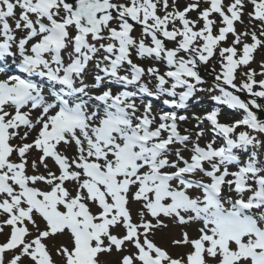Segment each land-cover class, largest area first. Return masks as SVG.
Wrapping results in <instances>:
<instances>
[{
    "label": "snow or ice",
    "instance_id": "6c2138e0",
    "mask_svg": "<svg viewBox=\"0 0 264 264\" xmlns=\"http://www.w3.org/2000/svg\"><path fill=\"white\" fill-rule=\"evenodd\" d=\"M260 50L264 0H0V70L39 81L0 80V264H57L45 241L65 233L60 264H264ZM213 62L212 99L243 118L182 133ZM165 218L201 224L176 258L149 238Z\"/></svg>",
    "mask_w": 264,
    "mask_h": 264
},
{
    "label": "rangeland",
    "instance_id": "374dc122",
    "mask_svg": "<svg viewBox=\"0 0 264 264\" xmlns=\"http://www.w3.org/2000/svg\"><path fill=\"white\" fill-rule=\"evenodd\" d=\"M237 27H238V29L240 28L239 25H237ZM262 51H264V50H262ZM262 54H264V53L262 52ZM255 58H256V56H255ZM213 66H216L217 70H218V65H214V62L210 63L207 67L201 66L200 70L202 71L201 76L208 81L210 80L214 84V74L211 71H209V70H211V68ZM257 70H259L258 67H257ZM199 73H200V71H199ZM257 79H260V77H257ZM237 82H239V77L237 78ZM244 94H245V92H244ZM246 101H248V100L246 99ZM41 171H42V169H41ZM140 210H141V208L139 207L138 212ZM136 216H137L136 220L138 222V215H136ZM164 223L167 225V227L155 229L154 234L150 235L151 239H155V241H156V243H158V245L163 246L166 249L169 247L168 249L173 251L177 248L176 250L180 251L181 246H175L176 248L173 247L172 241L181 239L182 234L184 232H187L189 235V232L187 231V229H185V227H180L179 225H177V223H173L171 220H169L167 218L164 219ZM2 237L3 236L0 235V242H2L1 241ZM45 242L48 246V250L53 255V259L56 260L57 264H60V258L55 255V249L61 245L68 246V243L70 245L69 237L67 235H58L57 237L52 238V236H51ZM106 255H108V256H106L108 261H104V264H118V260H119V257L121 254H118V253L114 254V252H113L111 254H106Z\"/></svg>",
    "mask_w": 264,
    "mask_h": 264
},
{
    "label": "water",
    "instance_id": "95a60500",
    "mask_svg": "<svg viewBox=\"0 0 264 264\" xmlns=\"http://www.w3.org/2000/svg\"><path fill=\"white\" fill-rule=\"evenodd\" d=\"M258 117V116H257Z\"/></svg>",
    "mask_w": 264,
    "mask_h": 264
}]
</instances>
